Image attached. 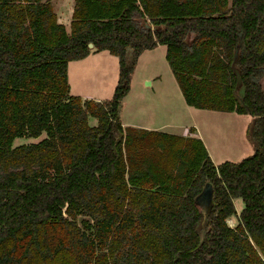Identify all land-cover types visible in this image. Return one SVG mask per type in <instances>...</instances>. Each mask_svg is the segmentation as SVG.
Masks as SVG:
<instances>
[{
  "label": "trees",
  "instance_id": "1",
  "mask_svg": "<svg viewBox=\"0 0 264 264\" xmlns=\"http://www.w3.org/2000/svg\"><path fill=\"white\" fill-rule=\"evenodd\" d=\"M157 44L186 104L252 117L251 154L214 164L199 137L121 125ZM92 49L117 58L107 100L68 90ZM263 80L264 0H73L68 31L48 0H0V264H264Z\"/></svg>",
  "mask_w": 264,
  "mask_h": 264
},
{
  "label": "crops",
  "instance_id": "2",
  "mask_svg": "<svg viewBox=\"0 0 264 264\" xmlns=\"http://www.w3.org/2000/svg\"><path fill=\"white\" fill-rule=\"evenodd\" d=\"M56 13L57 21L63 23L64 26H69L70 17L63 20L59 16V11L56 10ZM145 51H148L146 61H144L146 62L145 68L135 72L144 57L142 55ZM113 57L115 56L106 50L95 51L92 49L82 58L69 60L66 65L69 93L81 98L103 101L99 80L102 78L103 72H107L112 77L110 87L109 84L107 86L109 88L108 93L111 92L112 94L118 73V63H115ZM168 66L164 45L157 44L141 51L130 74L129 89L122 97L118 108V120L121 125L199 137L210 159L214 164H217L219 162L216 163L212 145L209 142L212 133L208 126L210 125L212 130L216 120L226 121L229 119L236 123L231 131L228 129L225 131L221 126L222 128H217L216 132H213L215 138L223 140L226 147L230 146L231 143L232 148L227 153L229 154L227 158L231 161H237L238 158H242L243 154L253 151L252 142L245 139V133L241 132L242 126H240L242 119H247L245 118L247 114L197 108L186 104ZM75 68L77 70H74ZM70 70L72 75L76 77V81L72 85L70 84ZM134 72L137 74L136 78L133 79ZM162 72L168 78H163ZM89 118L93 120L90 124L96 123L95 118Z\"/></svg>",
  "mask_w": 264,
  "mask_h": 264
},
{
  "label": "rangeland",
  "instance_id": "3",
  "mask_svg": "<svg viewBox=\"0 0 264 264\" xmlns=\"http://www.w3.org/2000/svg\"><path fill=\"white\" fill-rule=\"evenodd\" d=\"M48 1L52 5L53 11H54V13L56 15V18H57L56 10L59 11V13H60L59 16L61 17V19L65 20V19H67V17L68 18L70 17V12H71V8H72L73 0H48ZM65 29L68 31L69 26L66 25ZM147 54H148V51H145L144 55H142L144 57H143V59H141V63L139 65L138 69H137L138 71L136 70L135 72H139L140 70H143L145 68L144 65L146 64V62H144V61H146L145 58H146ZM113 58H114L115 63H116L117 62L116 58L115 57H113ZM168 68H169V66H168ZM74 70H77V69L75 68ZM135 72H134L133 79L136 78V74L137 73H135ZM103 73H102L103 76L99 80V83L101 85L100 88H101L102 95H103V99L102 100H107V99H109L111 97V92L108 93L109 88H107V86L109 84V87H110V85L112 83V77L107 72L106 73L103 72ZM162 77L165 78V79L168 78V76L166 74H164V73L162 74ZM75 81H76V77L72 75L71 70H70V84L72 85ZM143 83L145 84V81H143ZM262 83H263V86H264V80L262 81ZM245 116H246L245 118H247V119H242V122H240V126H242L241 132L245 133V136H244L245 139L248 142H251L247 138L246 130H247V127L250 126L249 123L251 122V120H252L251 118L252 117L250 115H248V114L245 115ZM88 122L92 123L93 120L91 118H89ZM235 124L236 123L233 122V120H229V119L227 120L226 119V121H220V120L217 121L216 120L215 121V125H214L212 130H211L210 125L208 126L209 131L212 133V137L210 138L209 142L212 145V151H213V154H214V157H215L214 159H215L216 163L217 162H221L223 160H230V159L227 158V156H229V154H227V153H229V151H230V149L232 147H231V143H230V146L228 145V147H226V144L224 145L223 140L215 138V136L213 135V132L215 133L217 128H222L221 126H223V130L226 131V129H228L229 131H231ZM237 125H239L238 122H237ZM44 135H45L44 132H42L37 137H25V136L16 137V138L13 139L12 145H17V144H20V143L35 142V141H38L39 139H41L42 137H44ZM248 153L251 154L252 150L250 152H248ZM248 153L243 154V156L249 155ZM238 159H240V158H238ZM200 202H201V200H200ZM233 205H234V209L236 211V215H233V217L231 216V217L227 218V220H226V223L228 225H230V226L235 225L236 222H237V214L239 213V211L241 210V208L243 206L242 199L240 197H235L233 199Z\"/></svg>",
  "mask_w": 264,
  "mask_h": 264
},
{
  "label": "water",
  "instance_id": "4",
  "mask_svg": "<svg viewBox=\"0 0 264 264\" xmlns=\"http://www.w3.org/2000/svg\"><path fill=\"white\" fill-rule=\"evenodd\" d=\"M141 23H142L145 27L152 28L151 24H149L148 22L144 21L143 19H141ZM192 36H193V33L191 32V33L189 34V38H191ZM88 46H89V47H92V43L89 42V43H88ZM236 75H237V81H239V75H238V73H237ZM202 193L207 194V195L209 196V193H210V184H209V183H207V184L204 186Z\"/></svg>",
  "mask_w": 264,
  "mask_h": 264
}]
</instances>
